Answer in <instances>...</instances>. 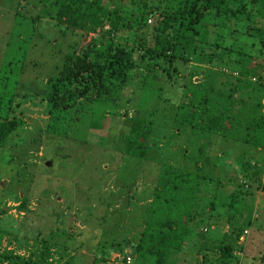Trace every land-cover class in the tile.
<instances>
[{
	"label": "rangeland",
	"instance_id": "374dc122",
	"mask_svg": "<svg viewBox=\"0 0 264 264\" xmlns=\"http://www.w3.org/2000/svg\"><path fill=\"white\" fill-rule=\"evenodd\" d=\"M102 2L135 24L120 31L116 42L151 40L154 20L137 26L141 12L133 0ZM58 9L59 0H0V96L4 107L12 99L9 116L22 120L0 147V252L39 258L47 244L50 255L42 264H144L131 242L143 227L161 167L168 164L207 177L175 264H219L218 246L230 234L231 222L242 224L247 216L253 226L239 238L247 251L235 250L239 260L228 264H264V186L258 187V181L264 184V149L215 134L203 147L190 129L175 123L184 84L193 74L192 82L204 81L207 68L242 77L247 83L235 99H252L253 85L261 84L253 78L264 80L258 39L241 29H215L213 39L229 48L208 63L206 57L193 59L194 41L188 37L171 78L155 69L158 79L144 80L141 67L111 98L66 107L57 124L46 112L49 78L58 75L73 46L79 50L111 28L108 23L70 28L55 17ZM256 20L264 31V0ZM257 31L250 29L264 38ZM207 47L199 50L209 52ZM240 50L251 54L243 65ZM243 70L249 75L241 76ZM136 115L154 119L151 131L141 136L146 146L141 157L128 151ZM252 174L256 181L248 180Z\"/></svg>",
	"mask_w": 264,
	"mask_h": 264
},
{
	"label": "trees",
	"instance_id": "16d2710c",
	"mask_svg": "<svg viewBox=\"0 0 264 264\" xmlns=\"http://www.w3.org/2000/svg\"><path fill=\"white\" fill-rule=\"evenodd\" d=\"M133 1L141 12L135 20L136 25L146 26L148 18L153 19L154 24L149 42L141 38L130 45L116 42V37L120 31L132 30L135 24L118 11L106 8L102 0H59L55 17L66 21L68 27L87 30V27L95 29L108 23L111 28L79 50L73 46L72 52L65 55L58 75L49 78L45 96L46 112L57 120V124L64 121L62 113L66 107L75 106L82 100L98 102L111 98L125 87L141 67L144 68L140 73L144 80L158 79L159 74L155 69L167 71L171 78L177 69L176 60L183 57L182 44L189 38L194 41L193 59L203 61L206 57L208 63L218 57V51L229 48L213 39L215 29L220 27L229 31L241 29L253 40L258 39V50L264 48L261 34L259 37L257 33L250 32V29L264 32L255 25L262 0ZM185 36L187 39H184ZM254 43L252 41L250 44ZM202 44L208 45L209 52L199 50ZM240 53L239 62L243 65L245 57L251 54L241 50ZM205 73L207 78L204 81L192 82L193 74L189 83L184 84L185 100L178 105L175 115L177 129H190L195 144L203 147L207 146L209 136L215 134L264 149V85H253L249 94L251 100H237L236 92L247 83L242 77L232 79L230 74L214 71L213 68H207ZM213 74V79H210ZM247 74L248 70L241 72V76ZM9 101L4 107L0 96V147L22 125L21 119L9 116L14 109L12 99ZM151 115H136L132 120L129 138L133 146L128 151L134 156L141 157L146 151L141 136L152 129L154 119ZM255 177L252 174L248 180L256 181ZM206 180L203 173L168 164L161 167L145 222L135 241L131 242L136 257L142 263L175 264V255L181 252L185 244L188 226L196 219L197 194ZM258 183V187L264 186ZM233 222L230 234L219 243V264H228L235 258L239 260L235 250L247 251L245 243L239 244V238L246 228L253 226V217L247 216L242 224ZM49 255L47 244L39 258H26L4 250L0 252V264H42Z\"/></svg>",
	"mask_w": 264,
	"mask_h": 264
},
{
	"label": "built area",
	"instance_id": "2783aa9c",
	"mask_svg": "<svg viewBox=\"0 0 264 264\" xmlns=\"http://www.w3.org/2000/svg\"><path fill=\"white\" fill-rule=\"evenodd\" d=\"M253 81H254L255 83H261V84L264 85V80H263V81H260V80L257 79V78H253ZM245 232L247 233V231H245ZM124 259H126V261H127L128 263H130L131 260H132V258H131V256L129 255V253H127V255H126V257H125Z\"/></svg>",
	"mask_w": 264,
	"mask_h": 264
},
{
	"label": "crops",
	"instance_id": "0c3cea01",
	"mask_svg": "<svg viewBox=\"0 0 264 264\" xmlns=\"http://www.w3.org/2000/svg\"><path fill=\"white\" fill-rule=\"evenodd\" d=\"M264 102V101H263Z\"/></svg>",
	"mask_w": 264,
	"mask_h": 264
}]
</instances>
